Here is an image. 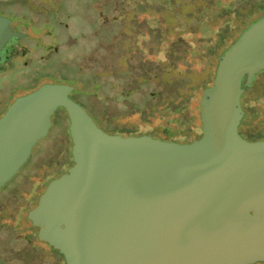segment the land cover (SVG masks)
<instances>
[{"label": "water", "instance_id": "water-1", "mask_svg": "<svg viewBox=\"0 0 264 264\" xmlns=\"http://www.w3.org/2000/svg\"><path fill=\"white\" fill-rule=\"evenodd\" d=\"M19 37L0 16V67ZM262 70L264 16L219 57L190 143L107 133L70 98L72 86L44 84L0 117V188L63 109L72 166L26 218L64 264L264 262V140L238 131L243 80Z\"/></svg>", "mask_w": 264, "mask_h": 264}, {"label": "rangeland", "instance_id": "rangeland-1", "mask_svg": "<svg viewBox=\"0 0 264 264\" xmlns=\"http://www.w3.org/2000/svg\"><path fill=\"white\" fill-rule=\"evenodd\" d=\"M211 1V14L194 15L188 23L187 15L178 13L198 9L203 0H0V16L10 20L14 32L27 35L14 42L13 54L0 67V117L18 97L44 84L61 83L54 77L57 68L72 63L116 75L107 79L104 90L105 112L115 128L160 135L168 130L200 134V116L194 110L198 99L183 117L165 111L163 105L146 118L131 109L142 102L140 93L150 91L156 101L170 93L158 84L140 88L137 77L159 71L166 61L179 71L209 70L206 48L216 42L218 31L228 25L225 36L230 45L239 35L235 31L239 23L264 14L258 10L264 8V0ZM169 13L178 17L169 18ZM201 23L210 24V30L203 31ZM217 63L210 68L213 78ZM120 94H130L131 99L123 100ZM143 104L152 105L151 99ZM254 105L249 127L264 130V100ZM70 152L68 117L57 109L47 135L0 188V264H63L45 246L29 240V224L24 220L48 183L72 166ZM19 214L21 227L12 237L7 226L14 225Z\"/></svg>", "mask_w": 264, "mask_h": 264}, {"label": "trees", "instance_id": "trees-1", "mask_svg": "<svg viewBox=\"0 0 264 264\" xmlns=\"http://www.w3.org/2000/svg\"><path fill=\"white\" fill-rule=\"evenodd\" d=\"M47 1L51 2L52 0ZM191 1L195 2V0ZM210 2L212 1L203 0L202 4L204 6L199 4L197 5L198 9L195 8L187 12L184 11V13L180 12L178 13V15L186 14V17L188 19L187 21L188 23H190L191 18L194 15L199 16L200 14L205 12H209L210 14L212 13L210 10L211 7L208 5ZM258 10H261L260 12H262L264 11V8H259ZM263 16L264 14L250 22H247L248 19L246 21H242L235 27L236 33L239 32L240 35L241 32L245 30L249 24L255 22ZM177 17L178 16L174 15V13H169V18L175 19ZM200 26H202L203 31L210 30V24L201 23ZM228 31V25H225V28L218 31L216 42L206 48L208 53L207 64H209V70L206 68L203 71L199 72L179 71L175 67V65H173L169 61H166L162 66H159V71L146 73L137 77L135 79V84L140 88L158 84L162 87L169 88L170 93H168L165 97H162L160 101H156L154 94L150 91L140 93V95L142 96V102L138 104H132L133 106L131 110H133L134 112L138 111L142 117L146 118L154 116L157 112H159L157 108L160 105H163L165 111H169L177 114L179 117H183L185 114H188L189 105L198 99L194 110L196 112V116L198 115L199 117V101L205 90L210 87V83L214 74L213 72L211 73L210 68L216 65L221 54L237 39L236 38L230 45H228L229 40H227V37L225 36V33H228ZM25 36L27 35L25 34ZM85 71H87V73H85ZM123 73L125 72H121L120 75L129 77L128 72H126V74ZM113 76L115 77L116 75L112 74L111 76H106L104 74L96 72L93 68L83 69L77 65L74 66L72 63H65L63 66H59L56 70V73L54 74L55 79L61 82L60 84H67L73 87V90L70 93V98L78 103L81 107H83L91 116L95 124L107 133L122 136L148 135L153 138L177 143H190L200 138L201 133H196L194 135L191 131H183L182 133L176 131V133H174V131L168 130L166 133H164V135H160L155 131H150L148 133H136L128 129L115 128L112 124V120L107 117L105 112L108 101L106 100L107 94L104 91L108 83L107 79ZM242 90L243 92L240 101L243 111V117L239 125V134L248 141L264 140L263 129L254 130L249 127L250 118L253 115L252 113L255 111L254 102L264 100V70L255 74L251 78L249 83H247L244 79L242 83ZM120 95L123 100L131 99L130 94ZM149 99H151L152 105L144 107L143 103ZM6 107L4 108V111ZM194 118L195 117H193V119ZM176 134L177 136L175 137ZM19 217L20 214L18 215L17 221L14 225L7 226V230L12 237H14L18 233L19 227H21ZM24 221L28 222L29 224L28 227H26V230L29 232V240L42 244L48 249L50 253H52L57 258V260L61 259L63 261V257L58 253V251L54 250L47 243H44L37 238V228L33 227L27 220V218Z\"/></svg>", "mask_w": 264, "mask_h": 264}, {"label": "flooded vegetation", "instance_id": "flooded-vegetation-1", "mask_svg": "<svg viewBox=\"0 0 264 264\" xmlns=\"http://www.w3.org/2000/svg\"><path fill=\"white\" fill-rule=\"evenodd\" d=\"M26 37V36H25ZM7 57V56H6ZM254 264H264V262H257V263H254Z\"/></svg>", "mask_w": 264, "mask_h": 264}]
</instances>
